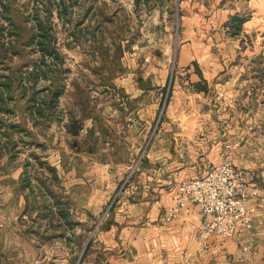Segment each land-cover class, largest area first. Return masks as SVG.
I'll use <instances>...</instances> for the list:
<instances>
[{
    "label": "crops",
    "instance_id": "1",
    "mask_svg": "<svg viewBox=\"0 0 264 264\" xmlns=\"http://www.w3.org/2000/svg\"><path fill=\"white\" fill-rule=\"evenodd\" d=\"M258 24V79L232 50L217 53L212 34L183 43L171 69L128 64L92 102L79 98L73 119L94 158L56 146L59 130L77 137L68 84L59 97L50 78L30 95L0 87V264H264V16ZM224 160L258 190L252 226L204 240L194 203L167 220L181 184Z\"/></svg>",
    "mask_w": 264,
    "mask_h": 264
},
{
    "label": "rangeland",
    "instance_id": "2",
    "mask_svg": "<svg viewBox=\"0 0 264 264\" xmlns=\"http://www.w3.org/2000/svg\"><path fill=\"white\" fill-rule=\"evenodd\" d=\"M5 2L9 3V10H0L3 12L0 13V74L7 75L0 80L9 84L8 89H3L5 95L14 96L15 92L30 95L35 80L29 71L42 59L47 63L58 62L56 80L54 76L49 78L55 84L59 80L68 84L64 105L70 110L69 122L82 106L79 98L92 102L95 91L109 88L118 73L119 77L127 73L125 65L135 64L140 68L144 64L166 62L171 69L177 63L180 46L195 40V36L205 41L214 34L216 52L225 55L232 50V56L237 54L232 63L255 66L258 79V21L264 16V0ZM223 35L230 37L229 41ZM53 49L57 57L47 51ZM22 72L23 79L19 77ZM80 130L86 132L83 126ZM66 132L56 133V146L62 154L67 155L70 150L72 157L74 152L81 151L87 158H94L88 141L71 134L68 139ZM89 164L87 160L88 167ZM135 165L127 169L129 172L124 171L125 176L134 173Z\"/></svg>",
    "mask_w": 264,
    "mask_h": 264
},
{
    "label": "built area",
    "instance_id": "3",
    "mask_svg": "<svg viewBox=\"0 0 264 264\" xmlns=\"http://www.w3.org/2000/svg\"><path fill=\"white\" fill-rule=\"evenodd\" d=\"M258 190L249 189L246 171L224 160L209 163L207 171L181 184L178 204L169 209L167 220H171L179 208L194 203L200 207L205 219L202 236L208 240L212 235L234 237L239 224L251 227L253 216L248 199ZM246 249V248H245Z\"/></svg>",
    "mask_w": 264,
    "mask_h": 264
},
{
    "label": "trees",
    "instance_id": "4",
    "mask_svg": "<svg viewBox=\"0 0 264 264\" xmlns=\"http://www.w3.org/2000/svg\"><path fill=\"white\" fill-rule=\"evenodd\" d=\"M9 10V3L5 2V0H0V10ZM0 13L3 14V12L0 11ZM42 37H47L46 34H42ZM42 43V42H41ZM49 54L51 55H55L56 57L58 56L57 53H55V50H47ZM44 57V56H43ZM43 62L41 63H37L36 66L34 68H32V70L29 71L30 75L33 76L34 80H36L38 77H53L54 76V80H56L55 74H57V70H58V62H54V63H47L46 59H42ZM50 73H52L50 75ZM7 75H3L0 74V77H3ZM23 72L19 74V77H21V79H23ZM0 87H3L4 89H8L9 88V84L6 81H1L0 80ZM64 91V86L61 82V80H59L58 82H56L55 84V90H54V96L55 97H59V95H61ZM0 99L1 95H0Z\"/></svg>",
    "mask_w": 264,
    "mask_h": 264
},
{
    "label": "water",
    "instance_id": "5",
    "mask_svg": "<svg viewBox=\"0 0 264 264\" xmlns=\"http://www.w3.org/2000/svg\"><path fill=\"white\" fill-rule=\"evenodd\" d=\"M80 122L78 119H73L72 123H71V129H72V132L75 134V135H79L80 134Z\"/></svg>",
    "mask_w": 264,
    "mask_h": 264
}]
</instances>
